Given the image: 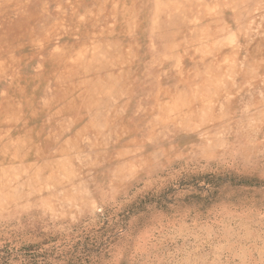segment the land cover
Returning <instances> with one entry per match:
<instances>
[{
  "label": "rangeland",
  "instance_id": "rangeland-1",
  "mask_svg": "<svg viewBox=\"0 0 264 264\" xmlns=\"http://www.w3.org/2000/svg\"><path fill=\"white\" fill-rule=\"evenodd\" d=\"M155 1L0 0V264H264V0Z\"/></svg>",
  "mask_w": 264,
  "mask_h": 264
},
{
  "label": "bare ground",
  "instance_id": "bare-ground-1",
  "mask_svg": "<svg viewBox=\"0 0 264 264\" xmlns=\"http://www.w3.org/2000/svg\"><path fill=\"white\" fill-rule=\"evenodd\" d=\"M154 4H156V1L155 0H151ZM36 11V10H35ZM4 14V13H3ZM3 14L0 16V21H5L3 18ZM55 18V17H54ZM54 18H51L50 19V22H53V21H55V19ZM26 18L25 17H23L22 18V20H20L17 24H15L14 25V30H18V28H20L22 25L21 24H23V23H25V20ZM6 22V21H5ZM30 25V22H28V23H26V26L25 27H27V26H29ZM4 26V25H3ZM3 26H2V29H4L3 28ZM25 30H26V28H25ZM158 56H159V54H158ZM14 84L12 83V85L11 86H13ZM53 91V90H52Z\"/></svg>",
  "mask_w": 264,
  "mask_h": 264
}]
</instances>
